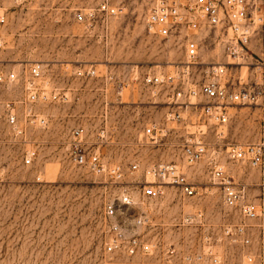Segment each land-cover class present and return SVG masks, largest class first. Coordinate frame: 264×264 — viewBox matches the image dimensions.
Returning <instances> with one entry per match:
<instances>
[{
	"label": "rangeland",
	"instance_id": "rangeland-1",
	"mask_svg": "<svg viewBox=\"0 0 264 264\" xmlns=\"http://www.w3.org/2000/svg\"><path fill=\"white\" fill-rule=\"evenodd\" d=\"M114 1L124 10L110 18L106 32L99 20L88 26L75 17L77 7L96 5V0H0V11L6 15L0 27V72L18 75L13 82L0 83V105L16 103L25 138L37 141L18 144L23 137L14 136L0 107V264H248L225 233L236 218L223 204L205 159L184 165L196 186L194 196L186 197L171 186L158 199L145 198L140 192L137 184L152 180L147 174L152 163L181 162L173 142L185 124L195 130L192 111L183 115L186 122L166 121L169 108L162 97L141 84L148 69L175 72L182 68L187 61L185 30L167 38L156 35L146 24L147 0ZM207 33H198L200 52L193 81L208 66L240 62L228 65L225 80L254 89L258 102H264V68H260L264 29L254 34L244 59L228 57L220 39ZM33 65L41 67L40 83L47 92L67 96L34 105L48 120L46 129L29 126L19 104ZM79 67L96 69L99 76L77 78L72 74ZM229 110V140L255 141L259 107L237 105ZM151 122L168 129L164 145L140 144ZM80 126L88 131L90 141L100 143L108 163L141 162L140 170L124 179L123 186L137 201L127 224L130 233L151 244V252L129 256L106 251L111 237L106 206L120 187L69 163L64 142L69 131ZM103 129L105 136L100 138ZM23 148L36 151L30 165L22 159ZM241 173L257 179L250 168L244 167ZM142 215L148 216L146 223L135 225L133 219Z\"/></svg>",
	"mask_w": 264,
	"mask_h": 264
},
{
	"label": "built area",
	"instance_id": "built-area-1",
	"mask_svg": "<svg viewBox=\"0 0 264 264\" xmlns=\"http://www.w3.org/2000/svg\"><path fill=\"white\" fill-rule=\"evenodd\" d=\"M96 5L77 7L76 19L92 26L101 21L103 29H109V20L124 10V6L114 0H96ZM146 24L153 33L167 38L185 30L186 63L175 72H165L157 68L145 71L141 84L152 95L162 97L169 111L166 121H187L183 115L192 111L196 117L195 130L185 124L183 132L173 145L179 150L180 161L161 160L152 163L147 174L152 180H145L141 193L145 198L158 199L166 192V187H175L186 196H194L195 184L189 179L184 165L193 166L206 160V168L213 183L220 189L223 204L233 210L235 222L228 224L225 233L229 240L239 246L248 264H264V102H258V93L250 87H237L226 81L228 65L217 64L203 69V75L193 81L194 67L198 65L200 39L198 33L208 30L206 36L220 39L226 55L232 59H244L249 54L248 43L259 28L264 29V0H147ZM6 23V15L0 11V27ZM3 38L0 32V46ZM264 68V64L260 66ZM72 75L77 78L99 76L96 69L79 67ZM102 76V75H101ZM43 77L39 65L30 68L26 81L25 95L19 104L23 105L25 119L29 126L46 129L48 120L36 112L34 105L50 98H67L47 92L40 80ZM103 77V76H102ZM18 78L15 72H0V83L13 82ZM194 99H198L194 101ZM237 105L259 107V137L245 143L231 141L228 128L231 121L230 110ZM0 107L5 113L6 123L15 137L22 138L17 143L27 141L26 130L20 125L17 104L9 101ZM182 110V111H180ZM168 129L151 122L143 131L140 144L159 147L166 143ZM211 135V136H210ZM104 138L105 129L99 134ZM66 145L67 159L75 167L85 168L96 175L109 179L120 187L118 195L106 206L105 218L111 233L106 243V251L123 252L129 256L151 252V244L136 233H130L127 220L137 201L127 186H123L127 175L138 172L141 162L134 159L129 164L108 163L100 151V143L90 141L88 131L80 126L69 131ZM22 159L30 165L36 158V151L23 148ZM244 167L255 170L257 179L241 173ZM135 225H142L148 216H136Z\"/></svg>",
	"mask_w": 264,
	"mask_h": 264
}]
</instances>
